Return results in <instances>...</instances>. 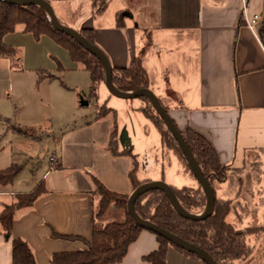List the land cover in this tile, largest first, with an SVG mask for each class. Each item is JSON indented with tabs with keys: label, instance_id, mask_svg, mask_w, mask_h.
Segmentation results:
<instances>
[{
	"label": "crops",
	"instance_id": "0c3cea01",
	"mask_svg": "<svg viewBox=\"0 0 264 264\" xmlns=\"http://www.w3.org/2000/svg\"><path fill=\"white\" fill-rule=\"evenodd\" d=\"M63 1L69 6L60 7L62 15L76 16L72 23L59 21L77 31L92 28L96 45L114 68L127 67L141 55L148 88L175 124L181 130L190 127L211 142L229 172L213 186L216 197L230 200L226 219L236 231L252 230L246 235L250 255L232 264H264V46L257 35L264 0H246L247 15L258 16L255 31L242 16L241 0H153L144 5L141 1L135 11L123 1L114 21H105L100 15L105 8L96 12L92 0L85 15L77 14L79 0H53L50 4ZM105 1L107 5L110 0ZM3 40L18 49L19 57H0V169L11 165L19 169L11 181L0 182V212L18 194L37 186L41 191L30 205L14 207L10 236L0 225V264H12V238L28 244L37 264H48L53 253L81 250L86 243L80 238H91L98 202L93 194L94 178L113 191L130 194V170L108 150L112 129L94 124L85 126L92 127L85 135L93 145L89 165L69 163L60 151L53 167L49 160L45 163L41 176H22L28 161L32 166L35 159L40 162L26 137L44 121L35 106L29 108L28 100L20 103L27 110L16 111L19 101L14 94L28 87L38 97L34 105L52 103L62 92L53 89L50 79L55 75L51 72L79 67L47 35L35 39L18 27ZM144 62L156 70L157 91L151 87ZM101 85L104 83L98 88ZM167 90L173 99L166 95ZM6 102L14 105L13 113L5 111ZM99 163L111 166L110 172L103 171ZM83 166L91 168L84 170ZM157 248L156 235L142 230L122 260L111 264H149L143 257ZM166 264L205 263L170 245Z\"/></svg>",
	"mask_w": 264,
	"mask_h": 264
},
{
	"label": "trees",
	"instance_id": "16d2710c",
	"mask_svg": "<svg viewBox=\"0 0 264 264\" xmlns=\"http://www.w3.org/2000/svg\"><path fill=\"white\" fill-rule=\"evenodd\" d=\"M46 1L51 2L53 0ZM92 4L95 7V11L100 12L105 8L106 1L92 0ZM18 27H21L23 32L31 33L35 39H39L42 35H47L65 48L70 58L88 71L90 77L89 96H97L98 86L104 83L101 62L72 36L54 29L44 9L37 4L18 5L0 0V57L18 58V49L6 44L3 40L7 33L14 32ZM79 32L89 42L96 45L92 28L84 27ZM257 35L264 46V15L257 24ZM112 83L116 88L123 91L149 87L148 73L140 57H134L132 63L127 67H112ZM140 98L145 102L141 110L158 129L161 144L175 149L183 159L186 168L189 169L177 142L164 125L150 101L146 97ZM111 110L112 108L103 104L99 107L96 116L103 117ZM179 130L200 166L203 175L212 186L215 181H222L223 178L228 176V169L220 162L215 148L204 135L190 127L184 130L179 128ZM117 136L114 124L107 146L108 150L113 155L130 153L128 149L118 148ZM18 169L19 167L15 165L0 169V182L11 181L18 172ZM128 176L132 184V190L142 182L149 180L136 179L133 170L129 172ZM94 184L93 194L97 196L98 202L93 213L94 224L92 235L88 240L80 238L86 243V247L81 250L53 253L48 264H111L120 262L126 254L128 246L136 240L142 230L154 233L158 241L157 250L144 256L143 260L149 264H166L168 246L175 245L152 230L135 224L126 209V201L129 194L113 191L96 178H94ZM170 186L179 204L186 211L199 213L205 207L206 196L199 185L195 187L188 185L180 187ZM40 191V187L37 186L32 191L18 194L16 201L10 205H6L0 212V225L3 227L6 235H11L14 207L30 205L38 197ZM111 205L124 210V219L98 224L106 208ZM134 209L141 218L149 220L202 248L217 264H232L234 261L246 259L250 255L251 247L246 241V235L251 233L252 230H250L251 228H246L242 231H236L227 221L226 217L230 211V200L227 198L215 197L212 212L201 220H193L179 215L165 196V193L157 188L150 189L137 197ZM11 244L12 264H37L32 251L24 240L12 238ZM179 249L189 255L196 256L191 252Z\"/></svg>",
	"mask_w": 264,
	"mask_h": 264
},
{
	"label": "rangeland",
	"instance_id": "374dc122",
	"mask_svg": "<svg viewBox=\"0 0 264 264\" xmlns=\"http://www.w3.org/2000/svg\"><path fill=\"white\" fill-rule=\"evenodd\" d=\"M88 1L90 0H79L77 7L78 13L76 12L78 15H80V13L85 15L87 11L89 12L90 3ZM123 1L128 4L129 9L135 11L137 3L142 1L144 5L153 0H110L104 12L100 13V15L103 16L105 21H110V19L114 21L117 14L120 12V4ZM68 4L69 3L63 1L58 3L53 2L51 5L55 15L63 23H72L76 16V14L71 13H68L66 16L62 15L60 7L62 6L68 9ZM136 17L137 15L135 14L134 18ZM125 21L130 22V18L125 17ZM135 23L136 19H134L133 25ZM96 25H99V23ZM139 57L142 61V56L140 55ZM16 63L19 64V61ZM144 63L149 69L151 87H153L154 91H157V88L154 86L157 79L155 74L156 70L155 68L149 67L146 62ZM76 67L79 68H65L58 72H51L55 75V77L50 79L51 84H53V89L62 92L60 95L54 96L52 103L46 102V104L34 105L35 102H38V97H35L34 94L36 95V93L33 92V94L28 87L23 88V90L21 89L19 92L20 94H14L19 101L17 109L14 108L12 103L9 104L6 102L7 110L5 111L13 113L14 109L16 111L18 110V112H21L23 109L27 110L20 106V103L24 100H28L30 103L29 108L35 106L44 121V124H41V128H32L31 135L26 137L31 142L29 145L33 148L31 151H33L35 155L38 154L40 156V162L38 159H35V161H33L34 166H32L28 161L26 166L23 167L22 176L28 179L37 175L41 176L45 171V163L52 155L58 156L59 158L60 151H62L69 163H87L89 165L91 162L90 155L93 151V145L91 144V140H89L90 137H86L85 135L89 132H87V130H90L92 127L85 126H95L94 124L101 126V124H103L109 131L115 124L117 135H119L122 130H125L130 139V144L133 147L130 153L116 156L117 158H121L119 162L127 165L130 171L133 170L136 179H160L178 187L182 185L195 187L198 185L191 171L186 168L179 153H177L175 149L161 144V137L158 129L141 110V107L145 105L142 98L124 99L117 97L105 89V85H101L97 89V96H89V73L83 69L79 63ZM166 95L170 97V99L174 98L170 90L166 91ZM73 96H76L73 102L68 101V99H70V97L73 98ZM83 101H87V103H82ZM103 104L112 108V110L102 119H98L96 113ZM36 134L37 136L33 137V135L35 136ZM2 140L1 138L0 144ZM63 145L64 148L62 149ZM118 148L123 149L119 142ZM77 155H79V157H77ZM99 165L102 167L103 171L110 172L111 166L102 163H99ZM83 167L84 170L91 168L90 166ZM218 183H220V181H215L213 186L216 188ZM124 217L125 212L122 208H115L111 205L106 208L98 224L106 223L111 220L120 221L123 220Z\"/></svg>",
	"mask_w": 264,
	"mask_h": 264
},
{
	"label": "water",
	"instance_id": "95a60500",
	"mask_svg": "<svg viewBox=\"0 0 264 264\" xmlns=\"http://www.w3.org/2000/svg\"><path fill=\"white\" fill-rule=\"evenodd\" d=\"M3 1L18 5L37 4L41 6L44 9L45 13L47 14V17L50 20L54 29L72 36L81 46H83L86 50H88L90 53L96 56L97 59L101 62L103 67L104 85L111 94L124 99L146 97L150 101L155 111L163 121L164 125L166 126L172 137L175 139V141L177 142L179 149L183 153L192 175L194 176L198 185L201 187V189L203 190L206 196V204L203 210L199 213L188 212L179 204L172 190V187L168 183L160 179L148 180L139 184L129 194L126 201L127 213L132 217L135 224L143 228L152 230L156 234L166 238L173 245L185 251L195 254L200 259H202L206 264H217L215 260L202 248L150 222L149 220L141 218L134 209V203L137 197H139L142 193L155 188L160 189L165 193V196L167 197V199L169 200V202L175 208V210L179 215L189 219H193V220L204 219L212 212L215 203L216 195L213 186L208 182L207 178L203 175V172L200 166L198 165L196 159L194 158L188 144L184 140L181 131L179 130L175 122L168 114L166 108L161 104L157 95L148 87L138 88L130 91H123L116 88L112 83V66L105 53L97 45L89 42L85 37H83L79 31L69 28L64 24H62L55 15L50 2L46 0H3ZM82 103H87V101H83ZM118 142L123 149H128L129 151H131L133 148L132 145L130 144V139L128 138L127 132L125 130H122L119 133Z\"/></svg>",
	"mask_w": 264,
	"mask_h": 264
},
{
	"label": "built area",
	"instance_id": "2783aa9c",
	"mask_svg": "<svg viewBox=\"0 0 264 264\" xmlns=\"http://www.w3.org/2000/svg\"><path fill=\"white\" fill-rule=\"evenodd\" d=\"M246 5H247V2L246 0H241V12H242V16L247 24V26L252 30V31H255V24L258 20V16L257 15H254L253 17H249L247 15V8H246ZM55 162H56V157L55 155H52L49 159V163L51 165V167H53L55 165Z\"/></svg>",
	"mask_w": 264,
	"mask_h": 264
}]
</instances>
